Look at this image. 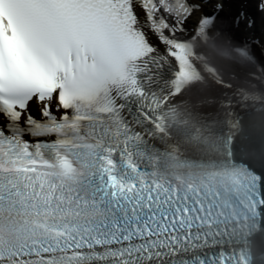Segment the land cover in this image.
<instances>
[{
	"label": "snow or ice",
	"instance_id": "6c2138e0",
	"mask_svg": "<svg viewBox=\"0 0 264 264\" xmlns=\"http://www.w3.org/2000/svg\"><path fill=\"white\" fill-rule=\"evenodd\" d=\"M256 14L264 0H0V264H256L264 172L236 155L232 101L196 129L219 158L160 169L156 136L188 86L223 83L191 40Z\"/></svg>",
	"mask_w": 264,
	"mask_h": 264
},
{
	"label": "bare ground",
	"instance_id": "6f19581e",
	"mask_svg": "<svg viewBox=\"0 0 264 264\" xmlns=\"http://www.w3.org/2000/svg\"><path fill=\"white\" fill-rule=\"evenodd\" d=\"M226 15H228L226 13ZM220 28V33L216 34L214 33L211 40H212V45H216V46H221L222 42L224 43H232L233 41H239L241 40L240 35L242 36V38H254L255 35H259V41H264V23L263 21L260 22V20L258 19V15L256 14V25L254 26V28L252 29H240V30H234L232 29L227 22H222L219 25ZM253 30V33L252 31ZM249 31H251L252 34L249 33ZM224 34H226V37L224 36ZM254 54H256V57H258V65L260 66L262 64V69L264 70V45H258V46H254L253 49ZM204 56L207 58V60L213 64L216 63L219 67V69L225 71V72H229V71H235L241 75V79L245 82L244 88L246 90H250V91H255L258 89V84H257V78L251 75H248V69H237L238 67H236V64L233 62V64H231L228 61H223L220 60L218 58H214L213 54L206 50L204 51ZM197 63V65L199 66L201 72H202V67L199 64V62L195 61ZM251 68L253 69L254 67L251 66ZM192 87V88H191ZM232 89H228L225 87H220L217 85L216 82H210V81H206L205 84H201L199 82L194 83L190 86L189 89H187L186 91H184V98L186 99V105L185 107L187 108V110L189 112H194L196 110H214L215 107H217L218 105V101L216 100L221 96V92H223V96H229L231 95ZM221 93V94H220ZM220 94V95H219ZM183 98V99H184ZM259 105H262V107L264 106V100H260L259 101ZM219 112H222V110H217ZM246 114V112H245Z\"/></svg>",
	"mask_w": 264,
	"mask_h": 264
},
{
	"label": "water",
	"instance_id": "95a60500",
	"mask_svg": "<svg viewBox=\"0 0 264 264\" xmlns=\"http://www.w3.org/2000/svg\"><path fill=\"white\" fill-rule=\"evenodd\" d=\"M246 112V114H245ZM241 131L236 146V155L258 172H264V106L247 109L240 113ZM256 264H264V233L253 239Z\"/></svg>",
	"mask_w": 264,
	"mask_h": 264
}]
</instances>
